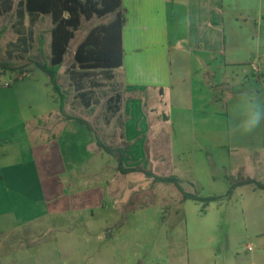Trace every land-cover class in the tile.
I'll return each mask as SVG.
<instances>
[{
  "label": "crops",
  "instance_id": "obj_1",
  "mask_svg": "<svg viewBox=\"0 0 264 264\" xmlns=\"http://www.w3.org/2000/svg\"><path fill=\"white\" fill-rule=\"evenodd\" d=\"M120 11L124 17L122 66L82 70L72 62L58 74V84L59 78L67 75L68 87L75 90L83 108L95 94L90 86L107 84L112 89L104 101L101 137L86 118L70 114L71 104L61 83L62 107L49 109L34 97L39 110L34 119L23 111L28 96L13 91L0 95L4 119L0 140L5 143L0 144V238L9 242L3 249L4 264H106L104 241L115 237V230L108 225L118 230L123 211L140 207L135 202L138 187L132 180L142 173L122 174L117 165L112 166L116 183L108 191L109 181H104L105 191L96 204L90 201V194L64 193L66 185L73 183L63 177L75 167L85 166L92 172L108 167L103 166L108 153L98 141L109 148L125 146L126 168L149 167L157 175L169 171L178 177L183 170L190 176L199 174L198 179L211 191L216 187V177L203 152L218 143L219 101L232 109L247 93L242 82L250 80L248 73L264 71V0H121ZM27 17L44 16L26 13L23 25ZM112 18L110 14L105 23L89 25L87 33ZM95 73L105 81L90 80ZM117 95L118 110L110 112L108 102ZM52 101L57 103V98ZM43 121H49L50 126ZM109 131L119 136V143L110 138L114 133ZM244 137L243 144L231 147L232 152L242 154L234 158L233 152L227 165L217 163L218 169L232 176L241 171L264 184V149L252 148L248 135ZM189 145L198 152L197 158L194 154L185 158ZM251 153L257 156L253 158ZM157 168L165 170L160 173ZM217 193L205 195L219 196ZM106 194L117 197L120 207L103 213L97 207ZM231 201L236 219L242 217L246 223L238 242L230 246L233 257L220 258L212 245L192 242L188 264H217L219 259L223 264H264V190L239 186ZM217 203H210L205 210ZM200 222L206 224L201 226L203 231L211 232L216 221L201 218ZM101 225L104 237L95 232ZM70 228L75 231L60 236ZM16 233L18 240L11 237ZM94 243L98 246L93 247Z\"/></svg>",
  "mask_w": 264,
  "mask_h": 264
},
{
  "label": "rangeland",
  "instance_id": "obj_2",
  "mask_svg": "<svg viewBox=\"0 0 264 264\" xmlns=\"http://www.w3.org/2000/svg\"><path fill=\"white\" fill-rule=\"evenodd\" d=\"M9 1L7 3L0 0V95L13 91L15 95L28 96V105L23 108V111L27 113V117L34 119L39 114L38 108L33 103L32 98L34 97L37 103L39 102L49 109L61 106V97L53 90L47 75L36 64L48 61L50 53L49 29L51 24L48 17L32 20L27 17L26 26H20L16 12L18 0ZM109 17L110 15L103 19L94 17L91 22H82L79 30L68 45L63 64L60 67L62 71L73 62V52L86 36L88 26L100 22L105 23L106 21L104 20ZM18 31H23L27 38L26 52L23 51L24 47L22 48V43L18 40L20 36ZM247 77L250 80L246 83L242 82L247 93L254 94L264 102V71L249 72ZM90 80L104 82L105 78L103 75L95 73ZM67 81L68 77L65 74L59 78L61 86L66 90L68 102L71 104L69 105L71 106L70 112H72L70 114L86 118L96 130V135L101 137L99 128L103 121L104 101L106 96L112 93V89L107 84L102 87L90 86L89 88L94 90L95 94L91 96L90 104L83 108L82 101L80 102L79 97L75 95V90L68 87ZM5 83H9V86L6 87ZM256 90L259 93H256ZM54 98H57V103L55 104L52 101ZM218 109L220 112L217 127L219 131L218 143L213 142L209 152H203V157L206 155L210 170L216 177L214 191H211L208 188V184L204 183L203 180L200 181L198 179L199 174L190 176L182 170L183 173L179 177L183 181L182 186L185 191L194 192L197 189L200 195L204 197H206L205 194H211V192H218L219 196L226 194L228 182L225 180V170L223 168L218 169V164L227 165L230 154L233 152L234 158L242 154V151L232 152L231 147L234 144H243V140H245L244 135L232 131L235 123L232 119V109L226 108L224 101H219ZM51 112L53 111L51 110ZM3 122V111L0 109V133L2 135L4 133ZM43 122H45L47 127L51 124L49 121ZM111 131H109V134L112 133L113 135L114 132ZM115 134L109 137L119 143V136ZM2 135H0V139H2ZM247 135L252 148H256V150L264 149V122ZM161 140L164 142L163 139ZM0 144L2 146L5 145L4 141L1 140ZM216 144L217 146H215ZM189 146L190 150L185 153V158H191L190 155L192 154L197 158L198 152L194 151L193 145ZM251 154L253 158L257 156L256 153ZM115 165H117L116 159L107 154L105 155L103 166L108 167H104V169L92 172V170L86 169L85 166L75 167L72 172L67 174V177H63L64 181L70 180L73 183L71 186L66 185L63 192H70L79 196H88L90 194L91 197H88L94 204L95 200L100 199L101 196L99 195L102 194V191H105V180L109 181L108 191L110 190L109 187L115 185L116 180L112 177V166ZM157 170L162 173L165 169L157 168ZM165 174L168 175L170 173L168 171ZM138 177L132 180V184L134 187H138V195L135 197V202L140 207L123 211L121 217L123 221L121 225H118L119 231L115 229L113 224L108 225V227L115 230V237L113 239L110 237L105 238L104 242L106 245L104 246L103 255H106L105 257L108 259L106 264H188V247L191 246L192 242L212 245L220 258L223 256L228 258V255L233 257L232 253L234 251L230 250V246L232 243L238 242L246 224L242 217L236 219L234 216L232 211L235 208L234 202H230V199L224 200L218 202L209 210L201 212L200 204L193 201L181 202V194L173 185L153 183L143 174H139ZM190 183H193L195 187L191 186ZM80 202L81 204L83 203L81 200ZM80 202L76 201L75 204ZM100 204L101 207H97V209L103 213L120 207L117 197L113 195L107 196V194L100 201ZM201 218L216 221L213 231H203L201 226L206 224L200 222ZM95 230L96 235L105 236L102 225L99 228L96 227ZM72 231H75V228L61 231L60 236H66L67 233L70 234ZM11 237L18 240L17 233L12 234ZM93 238L95 239L94 236H92ZM4 241L0 238V264H4L3 249L9 244V242L5 243ZM92 246L97 247L98 244L94 243ZM219 260L217 264H223L221 259Z\"/></svg>",
  "mask_w": 264,
  "mask_h": 264
},
{
  "label": "trees",
  "instance_id": "obj_3",
  "mask_svg": "<svg viewBox=\"0 0 264 264\" xmlns=\"http://www.w3.org/2000/svg\"><path fill=\"white\" fill-rule=\"evenodd\" d=\"M17 7L16 12L20 26H23V18L26 13L30 17L44 16L50 20L48 61L36 64L47 75L53 90L61 97L60 107L63 105L65 96L58 84L59 69L63 64L68 45L74 38L75 32L80 28L83 19L90 20L94 17L104 18L110 14L113 15V18L106 24L91 28L85 38L76 46L73 53L74 64L82 70H112L122 66L121 30L124 17L120 11L121 0H18ZM18 33L20 34L18 40L22 43V48L24 47L23 51L26 52L27 38L23 31H18ZM80 95L83 96L82 93ZM118 102V95L110 99L107 105L108 111L116 112ZM67 118L72 117L67 116ZM76 119L89 126L84 120ZM97 144L106 153L115 157L120 173L139 172L151 179L153 183L173 185L181 194V202L190 200L198 203L201 205L202 212L212 202L230 199L234 190L239 186L253 185L256 189L264 190V184L244 176L240 171L236 176L225 175L229 185L225 195L204 197L197 189L194 192L185 191L182 186L183 181L174 174L157 175L150 169L141 166L124 167L125 146L109 148L99 141ZM190 184L195 187L193 183Z\"/></svg>",
  "mask_w": 264,
  "mask_h": 264
},
{
  "label": "clouds",
  "instance_id": "obj_4",
  "mask_svg": "<svg viewBox=\"0 0 264 264\" xmlns=\"http://www.w3.org/2000/svg\"><path fill=\"white\" fill-rule=\"evenodd\" d=\"M232 119L235 122L233 132L242 135L253 132L264 122V102L254 94H242L232 106Z\"/></svg>",
  "mask_w": 264,
  "mask_h": 264
},
{
  "label": "built area",
  "instance_id": "obj_5",
  "mask_svg": "<svg viewBox=\"0 0 264 264\" xmlns=\"http://www.w3.org/2000/svg\"><path fill=\"white\" fill-rule=\"evenodd\" d=\"M5 86H6V87L9 86V83H5Z\"/></svg>",
  "mask_w": 264,
  "mask_h": 264
}]
</instances>
